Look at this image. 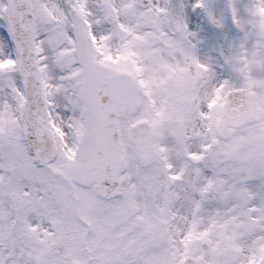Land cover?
<instances>
[{"label": "snow or ice", "instance_id": "snow-or-ice-1", "mask_svg": "<svg viewBox=\"0 0 264 264\" xmlns=\"http://www.w3.org/2000/svg\"><path fill=\"white\" fill-rule=\"evenodd\" d=\"M0 264H264V0H0Z\"/></svg>", "mask_w": 264, "mask_h": 264}, {"label": "water", "instance_id": "water-1", "mask_svg": "<svg viewBox=\"0 0 264 264\" xmlns=\"http://www.w3.org/2000/svg\"><path fill=\"white\" fill-rule=\"evenodd\" d=\"M223 2H224V0H219V3L222 5L223 4Z\"/></svg>", "mask_w": 264, "mask_h": 264}]
</instances>
